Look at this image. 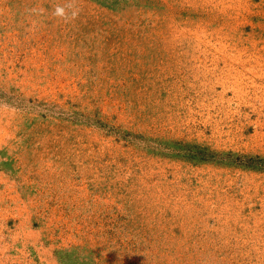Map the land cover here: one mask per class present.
<instances>
[{
  "label": "rangeland",
  "instance_id": "374dc122",
  "mask_svg": "<svg viewBox=\"0 0 264 264\" xmlns=\"http://www.w3.org/2000/svg\"><path fill=\"white\" fill-rule=\"evenodd\" d=\"M0 264H264V0H0Z\"/></svg>",
  "mask_w": 264,
  "mask_h": 264
},
{
  "label": "clouds",
  "instance_id": "9594fccd",
  "mask_svg": "<svg viewBox=\"0 0 264 264\" xmlns=\"http://www.w3.org/2000/svg\"><path fill=\"white\" fill-rule=\"evenodd\" d=\"M54 15H56L57 17L65 18V17H66V10H65V8H64V7H59V6H58V7L55 9V13H54ZM77 15H78V12H77L76 10H73V11L71 12V17H72V18H75Z\"/></svg>",
  "mask_w": 264,
  "mask_h": 264
}]
</instances>
